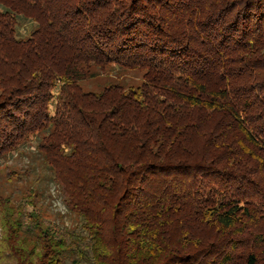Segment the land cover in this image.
Instances as JSON below:
<instances>
[{
	"label": "trees",
	"instance_id": "trees-1",
	"mask_svg": "<svg viewBox=\"0 0 264 264\" xmlns=\"http://www.w3.org/2000/svg\"><path fill=\"white\" fill-rule=\"evenodd\" d=\"M0 5V158L43 132L81 228L0 197V264H264V0Z\"/></svg>",
	"mask_w": 264,
	"mask_h": 264
},
{
	"label": "rangeland",
	"instance_id": "rangeland-1",
	"mask_svg": "<svg viewBox=\"0 0 264 264\" xmlns=\"http://www.w3.org/2000/svg\"><path fill=\"white\" fill-rule=\"evenodd\" d=\"M0 9L2 6L0 5ZM34 22L19 19L18 37L26 38ZM90 73L80 83L85 91L100 92L110 84L123 87L139 86L145 82V69L124 68L111 64L106 68L92 66ZM60 84L53 90L49 112L55 113ZM43 132L31 135L21 146L0 158V197H10L12 203L34 201L43 215L57 228H80V218L69 206L61 183L54 179L53 171L37 146Z\"/></svg>",
	"mask_w": 264,
	"mask_h": 264
}]
</instances>
